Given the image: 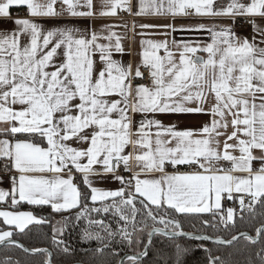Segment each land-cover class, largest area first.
<instances>
[{"label": "crops", "instance_id": "crops-1", "mask_svg": "<svg viewBox=\"0 0 264 264\" xmlns=\"http://www.w3.org/2000/svg\"><path fill=\"white\" fill-rule=\"evenodd\" d=\"M56 1L0 0V221L78 207L77 177L92 203L125 183L179 213L264 195V0Z\"/></svg>", "mask_w": 264, "mask_h": 264}, {"label": "trees", "instance_id": "trees-1", "mask_svg": "<svg viewBox=\"0 0 264 264\" xmlns=\"http://www.w3.org/2000/svg\"><path fill=\"white\" fill-rule=\"evenodd\" d=\"M14 135L45 145L37 134ZM76 184L78 207L56 212L48 206L21 203L14 208L32 212L41 222L18 231L0 221V231L11 230V239L28 249L48 250L52 264H119L124 255L142 252L154 228L228 240L241 232L256 236L264 225V195L232 215L226 209L179 213L164 204L150 205L134 196L125 183L122 196L99 203L91 202L89 188L81 178L77 177ZM165 219L171 221L161 222ZM58 221L63 226L59 239L53 233ZM48 258L45 252L28 254L14 244L0 248V264H46ZM124 264H264V231L257 241L240 238L231 245L155 234L144 257L126 260Z\"/></svg>", "mask_w": 264, "mask_h": 264}, {"label": "water", "instance_id": "water-1", "mask_svg": "<svg viewBox=\"0 0 264 264\" xmlns=\"http://www.w3.org/2000/svg\"><path fill=\"white\" fill-rule=\"evenodd\" d=\"M195 61H198L197 57H195ZM170 221L171 220H168V219L161 220V222H170ZM263 231H264V225H262L258 229V233H257L256 236H251L250 234H248L246 232H241V233H238L237 235H235L234 237H232V238H230L228 240H224V239H220V238H212V237H210V236H208L206 234H192V233H184V232H174V231H166V230H163V229H160V228H154L149 233L147 242H146L142 252L140 254L136 255V256H132V255H129V254L124 255L123 257H121V259L119 261V264H124V262L126 260L140 259V258L144 257L147 254L148 247L151 244V241H152V239H153L155 234H163L165 236L172 237V238H179L180 237V238H186V239H189V240H206V241H208L210 243L217 244V245H231V244H233L234 242H236L240 238H248V239H250L252 241H257L260 238L261 233ZM7 244L17 245L18 247L22 248L28 254H38L40 252H45V253H47L49 255V258H48V261L46 262V264H52L51 253L48 250H31V249L26 248L24 245L20 244L19 242L14 241L12 239H7V240H4V241H1L0 242V248L2 246H4V245H7ZM75 264H78V263H75Z\"/></svg>", "mask_w": 264, "mask_h": 264}, {"label": "built area", "instance_id": "built-area-1", "mask_svg": "<svg viewBox=\"0 0 264 264\" xmlns=\"http://www.w3.org/2000/svg\"><path fill=\"white\" fill-rule=\"evenodd\" d=\"M54 10L57 14H60L64 10V2L63 0L56 1L54 5ZM23 16H26V12H22ZM120 16H124V13H119ZM232 26L237 30H246L251 27V21L248 17L235 18L231 21ZM137 82H140L145 85H149L153 82V78L150 74V70L147 66H143L141 68V72L139 77L136 79ZM122 163H118L119 171H122ZM219 170L227 172L228 166L225 163L219 164ZM12 177H16V174H8L6 175V179H13ZM251 199L248 197L242 196L240 200H236L230 196H224L222 198V205L224 209L232 210L234 213H239L242 209L247 208L251 204Z\"/></svg>", "mask_w": 264, "mask_h": 264}, {"label": "rangeland", "instance_id": "rangeland-1", "mask_svg": "<svg viewBox=\"0 0 264 264\" xmlns=\"http://www.w3.org/2000/svg\"><path fill=\"white\" fill-rule=\"evenodd\" d=\"M53 233L55 234L57 239H59V237L63 233V226H62V223L60 221L57 222V226L55 227V229H53Z\"/></svg>", "mask_w": 264, "mask_h": 264}]
</instances>
